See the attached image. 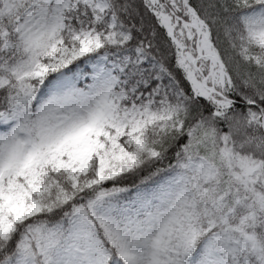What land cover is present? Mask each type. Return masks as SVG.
<instances>
[{
  "label": "snow or ice",
  "instance_id": "obj_1",
  "mask_svg": "<svg viewBox=\"0 0 264 264\" xmlns=\"http://www.w3.org/2000/svg\"><path fill=\"white\" fill-rule=\"evenodd\" d=\"M0 264H264V0H0Z\"/></svg>",
  "mask_w": 264,
  "mask_h": 264
}]
</instances>
